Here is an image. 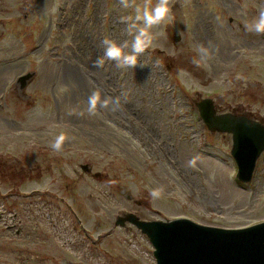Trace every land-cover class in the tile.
I'll return each mask as SVG.
<instances>
[{
	"label": "rangeland",
	"instance_id": "rangeland-1",
	"mask_svg": "<svg viewBox=\"0 0 264 264\" xmlns=\"http://www.w3.org/2000/svg\"><path fill=\"white\" fill-rule=\"evenodd\" d=\"M263 53L262 0H0V264H156L127 212L264 221V151L240 182L196 107L264 122Z\"/></svg>",
	"mask_w": 264,
	"mask_h": 264
},
{
	"label": "water",
	"instance_id": "water-1",
	"mask_svg": "<svg viewBox=\"0 0 264 264\" xmlns=\"http://www.w3.org/2000/svg\"><path fill=\"white\" fill-rule=\"evenodd\" d=\"M34 74L28 71L19 75V88L23 89ZM196 107L210 131L231 134L236 178L249 183L264 151V123L244 114L218 113L209 97L197 102ZM87 168L82 165L83 170ZM126 222L148 237L156 264H264V221L226 228L201 224L188 217L145 220L134 212L119 215L115 220L121 226Z\"/></svg>",
	"mask_w": 264,
	"mask_h": 264
},
{
	"label": "flooded vegetation",
	"instance_id": "flooded-vegetation-1",
	"mask_svg": "<svg viewBox=\"0 0 264 264\" xmlns=\"http://www.w3.org/2000/svg\"><path fill=\"white\" fill-rule=\"evenodd\" d=\"M262 1H264V0H262ZM247 49L249 50V51H251V52H253L251 55H254V54H260V49L258 48V47H247ZM264 54V53H263ZM249 57H250V55H249ZM244 115H246V114H244ZM246 116H248V115H246ZM248 117H250V116H248ZM252 118V117H251ZM255 119V118H254ZM260 122H262V121H260ZM262 123H264V122H262Z\"/></svg>",
	"mask_w": 264,
	"mask_h": 264
}]
</instances>
